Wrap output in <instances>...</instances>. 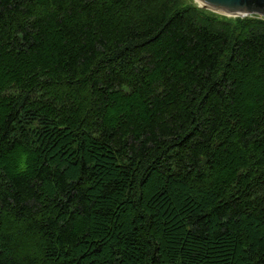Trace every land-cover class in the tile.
Wrapping results in <instances>:
<instances>
[{
  "label": "trees",
  "instance_id": "trees-1",
  "mask_svg": "<svg viewBox=\"0 0 264 264\" xmlns=\"http://www.w3.org/2000/svg\"><path fill=\"white\" fill-rule=\"evenodd\" d=\"M213 14L0 0V264H264V20Z\"/></svg>",
  "mask_w": 264,
  "mask_h": 264
},
{
  "label": "water",
  "instance_id": "water-1",
  "mask_svg": "<svg viewBox=\"0 0 264 264\" xmlns=\"http://www.w3.org/2000/svg\"><path fill=\"white\" fill-rule=\"evenodd\" d=\"M199 7L226 17L243 18L257 15L264 18V0H195Z\"/></svg>",
  "mask_w": 264,
  "mask_h": 264
},
{
  "label": "rangeland",
  "instance_id": "rangeland-1",
  "mask_svg": "<svg viewBox=\"0 0 264 264\" xmlns=\"http://www.w3.org/2000/svg\"><path fill=\"white\" fill-rule=\"evenodd\" d=\"M185 2L189 5H194V6H198V3L195 1V0H185ZM200 9H204L202 7H200ZM205 12H208L210 14H213L214 12L210 11V10H207L205 9ZM213 15L215 16H218L219 19H221L222 21H225V22H230V23H234L235 21H238V19H241L239 17H226V16H223V15H219L217 13H214ZM244 19H253V20H264V18L260 17V16H257V15H248L246 17H243Z\"/></svg>",
  "mask_w": 264,
  "mask_h": 264
}]
</instances>
